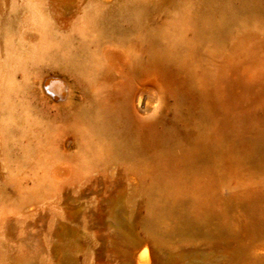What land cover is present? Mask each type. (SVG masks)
Returning <instances> with one entry per match:
<instances>
[{"label": "rangeland", "instance_id": "374dc122", "mask_svg": "<svg viewBox=\"0 0 264 264\" xmlns=\"http://www.w3.org/2000/svg\"><path fill=\"white\" fill-rule=\"evenodd\" d=\"M112 1L0 0V264H264V0H126L110 23ZM170 37L181 79L151 61ZM220 70L228 104L179 116L181 82Z\"/></svg>", "mask_w": 264, "mask_h": 264}, {"label": "bare ground", "instance_id": "6f19581e", "mask_svg": "<svg viewBox=\"0 0 264 264\" xmlns=\"http://www.w3.org/2000/svg\"><path fill=\"white\" fill-rule=\"evenodd\" d=\"M161 1L162 0H155L154 4H158ZM112 2L114 3L112 5H109L108 7H101V17L107 22L111 23L116 18L122 15H128L134 11L126 0H113ZM228 23L229 20L227 19L224 22L215 25L214 31L216 32L217 36L224 35L225 28ZM253 35V31L248 32L238 42V46L245 47L246 39ZM168 41L169 46L166 49H162L155 44L151 45V61L157 68L164 70L168 76L176 79H181V73L185 67L186 62L178 54V42L171 37ZM145 67L146 65L142 61L138 62L136 65V68L139 70H142ZM221 72L222 70L218 71L216 74H206L202 76L199 79L201 87L200 90H195L190 82H187L185 80L182 81L179 85L178 90L188 96L189 105L188 107L183 105L178 106V108L176 109L177 114L182 118H191L194 115L195 109L199 106H201L205 110L211 109L219 104L222 106H226L229 102V99L223 94L224 87L222 86ZM227 86L230 88L231 84L229 83ZM171 90L174 95L178 92L175 88H171ZM41 112L42 114H45L47 111L45 110V108H42ZM105 114L107 115V126L111 129V133L113 136H134L133 129L123 127V121L126 118V111L124 105L122 103H119L118 97L115 94H111L109 96V107L107 108ZM153 115L150 120L156 118V115ZM148 122L144 123V127L139 129V138L150 144H157L162 142L164 138L162 134L163 131L159 127L160 120L158 119L154 121L152 125H149ZM33 125L34 128L38 129L41 123L34 122ZM203 144V147H206L209 143L205 141ZM247 150L249 152L258 151L261 150V146H252L251 149L248 148Z\"/></svg>", "mask_w": 264, "mask_h": 264}, {"label": "water", "instance_id": "95a60500", "mask_svg": "<svg viewBox=\"0 0 264 264\" xmlns=\"http://www.w3.org/2000/svg\"><path fill=\"white\" fill-rule=\"evenodd\" d=\"M114 2H110V3H108V5H112Z\"/></svg>", "mask_w": 264, "mask_h": 264}]
</instances>
